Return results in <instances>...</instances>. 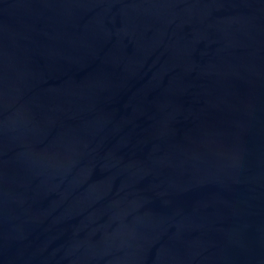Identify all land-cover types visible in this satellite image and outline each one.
I'll return each instance as SVG.
<instances>
[{
  "label": "water",
  "instance_id": "water-1",
  "mask_svg": "<svg viewBox=\"0 0 264 264\" xmlns=\"http://www.w3.org/2000/svg\"><path fill=\"white\" fill-rule=\"evenodd\" d=\"M0 264H264V0H0Z\"/></svg>",
  "mask_w": 264,
  "mask_h": 264
}]
</instances>
